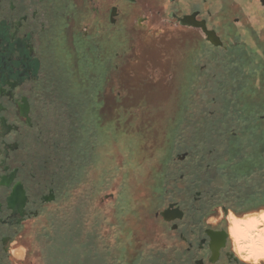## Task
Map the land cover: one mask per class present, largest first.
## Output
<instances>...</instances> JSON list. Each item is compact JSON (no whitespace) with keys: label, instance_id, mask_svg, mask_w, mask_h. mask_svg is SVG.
I'll use <instances>...</instances> for the list:
<instances>
[{"label":"flooded vegetation","instance_id":"obj_1","mask_svg":"<svg viewBox=\"0 0 264 264\" xmlns=\"http://www.w3.org/2000/svg\"><path fill=\"white\" fill-rule=\"evenodd\" d=\"M189 1L191 12L177 9L169 18L177 27V46L166 57L171 71L152 81L155 88L163 82L167 95L139 98L137 110L153 118L131 131L145 143L157 134L164 141L158 147L172 144L173 150L180 140L185 158L172 153L169 163L185 162L184 173L167 168L158 190L146 196L134 187V217L122 222L125 237L115 230L103 259L93 252L85 259L75 239L76 261L63 262V255L50 250L78 227L79 217L74 225L68 222L66 205L79 182L63 177L61 143L68 134L60 125L73 124L77 115L92 118L93 107L102 109L101 72L118 69L130 53L126 33L135 11L164 6L166 0H0V264H241L231 252L226 216L230 209L243 215L264 208V0L262 8L248 12L253 15L230 0L213 6L203 0L201 7ZM187 17L190 24L183 22ZM107 32L117 33L122 46L102 48ZM63 51L72 58L75 90L55 58ZM89 57L104 69L83 72ZM228 81L241 96L226 122L211 87ZM232 98L228 94L227 101ZM208 107L215 109L207 114ZM173 129L181 134L175 142L167 140ZM195 132L202 134L196 140ZM217 208L225 219L207 223L209 216H219ZM167 209L174 211L172 221L162 215ZM147 212L149 218L139 216Z\"/></svg>","mask_w":264,"mask_h":264},{"label":"rangeland","instance_id":"obj_2","mask_svg":"<svg viewBox=\"0 0 264 264\" xmlns=\"http://www.w3.org/2000/svg\"><path fill=\"white\" fill-rule=\"evenodd\" d=\"M178 1V5H171L172 0H166V5L164 6L146 9L140 8L135 11V17L128 24V33H126L128 43L125 47L128 48V51L130 50V53L125 55L124 58H121L122 60H119V68L116 70L111 68V70L108 71L106 80L104 82L102 81L104 101L102 109L99 111V106L93 107L92 118L91 116L80 117L77 115L75 116L73 124L66 125L62 123L60 125L62 131L68 134V139H63L61 143L62 146H66V150L62 152L61 156L64 168L63 177L66 182L72 180L79 182L74 190V194L72 193L74 196L71 197L72 199L66 205L68 222H73L72 224L74 225L79 217L78 227L76 228L74 226L72 230L69 229L68 233L62 237V243L59 245L57 244L56 248L50 250L53 255H63V262H67V259L70 257V259H74L73 262L76 261L77 246L74 242L75 239H78V241L80 239L82 242L83 251L80 250V252L84 253L85 259L92 252L94 256L99 255L101 259H103V254H107L108 250L112 248L111 244L113 243L115 230L118 231V228L119 230L121 229L120 235L125 237L126 230L122 222L130 221V219L134 217L130 211L132 208L128 210V207H125L123 204L121 205V200L125 196L127 188H129L127 181L137 187L136 193H138V196H146L158 190V180L161 181L163 176L168 174L167 168L170 169V173L172 174L180 176V174L184 173L185 162H178V160H176L169 163V156L173 151L172 144H169L171 146L162 145L160 146L161 148H157L158 145L163 144L164 141L158 139L159 136L154 134L148 136V140L145 143V148L147 149L145 150L149 156L152 157L156 153L155 151L158 152V150L163 148L161 157L162 163L158 162L157 158L153 156L154 160H148V162L145 163V172H142L140 171L141 166L139 163L135 162L132 157L129 156L131 160L127 161L124 159V155L118 154L116 158L112 155L115 159V163L118 162L121 168L113 175L114 178H108L107 171L109 167L114 165V160L109 162L108 167L106 147L109 146V142L113 140V138L110 137L111 135L105 137L104 125L105 122L110 121H113L114 125H118L120 133L116 132L117 129L115 128L116 133H113V136H122L123 139L126 141L128 140V148L131 149L135 144L133 141L135 134L131 131L142 128L144 124L148 123V121L153 118V115L150 113L146 111L142 113L137 110L138 99L143 98V96H154L157 99L160 96L163 97L167 95V89L161 86L163 82L160 81L159 88H155L152 87L154 84L152 81L153 79L166 78L170 73L169 71H171V68L167 65L166 57H168V53L173 51L177 46V27L169 21V18L175 14V10L177 9L179 12H191L193 9L192 3L189 0ZM202 1L203 0H194V3H198L201 7V4H203ZM218 1L219 0H210L209 3L213 6V3H218ZM230 1L236 4V9L246 11L247 15H253V13L248 12L263 7L259 0ZM209 8L205 5L203 8L204 12L209 11ZM218 8L219 7L214 6L212 10L216 12ZM251 19L255 21L253 16ZM108 32L101 42L102 48L104 45L107 47L109 44L112 48L122 46L119 35L116 33L108 37ZM101 39L102 38L99 37L100 41ZM55 58L62 64L61 69L64 75L68 76L71 85L74 86V90L77 89L79 86L76 83V75H74L72 71V58H70L69 54L65 51L62 53L57 52ZM94 68L97 72L102 71L104 65L101 63H96V65H94L90 57L87 58L85 67L82 68L83 72H90ZM245 84L246 83L242 85L239 84L243 90ZM235 85L236 83L228 81L225 82L220 89L214 86L211 87L213 92L217 93L220 105L219 108L223 115H225L224 121L226 122L236 108H238L236 102L241 96V92L235 90ZM91 86H93V81ZM55 89L57 92L59 87L56 86ZM74 92L77 93L76 91ZM230 93L233 96L232 103L227 101L228 94ZM82 102L84 101L82 100ZM203 102L205 103V101ZM153 105L157 106L158 104L155 102ZM76 109L78 112L83 110L79 107ZM197 109L200 112V108L197 107ZM214 109V107H208L205 108V112L209 114V112H212ZM138 117L140 120H137ZM201 118L202 117L199 118L200 122L211 121L206 117ZM180 120L181 118L178 117L177 122L179 123ZM173 130V133L167 135V140L171 142H175L178 135L175 133L176 129ZM129 132H131V135ZM196 133L198 132H195L194 135ZM213 136L214 132L207 133V139L210 138L209 144H212L209 148L215 143ZM194 137V140L198 139L197 135ZM128 151L129 154L130 150ZM184 151L185 147L181 141L178 140V145L173 153L174 156H180ZM121 158L124 159V167L121 165L123 162ZM98 172H100V178L96 177ZM160 172L162 173L155 174L154 176V173ZM152 177L155 179L154 183ZM112 194H114L115 197L111 202L109 196ZM118 194H120V205L118 204L119 206L114 208ZM80 212L81 216H79ZM139 216H147L149 218V212ZM138 217H136V219ZM116 219L118 224L117 228ZM122 242L124 241L122 240ZM72 255L74 258H72ZM108 260L109 257L106 256L105 262ZM55 263L58 262H54V264Z\"/></svg>","mask_w":264,"mask_h":264},{"label":"clouds","instance_id":"obj_3","mask_svg":"<svg viewBox=\"0 0 264 264\" xmlns=\"http://www.w3.org/2000/svg\"><path fill=\"white\" fill-rule=\"evenodd\" d=\"M216 210L219 216H209L207 223L217 224L225 219L223 208ZM226 220L234 256L241 264H261L264 261V208L243 215L230 209Z\"/></svg>","mask_w":264,"mask_h":264},{"label":"trees","instance_id":"obj_4","mask_svg":"<svg viewBox=\"0 0 264 264\" xmlns=\"http://www.w3.org/2000/svg\"><path fill=\"white\" fill-rule=\"evenodd\" d=\"M110 70H111L110 67H108V68L106 67V70L101 72L103 82L105 81V78L108 75V71H110ZM102 88H103V85H102ZM174 112H175V109H174ZM104 125H105V137H108L111 135L110 137L113 138V140H111L109 142V146L106 147V160H107L108 167H109V162L114 160V165L109 167V170L107 171V177L108 178H110V177L114 178L113 175L115 173H117L121 168V166L118 165V162L115 163V159L112 157V155L115 156V158L118 156V154L124 155V159L127 161L131 160V159H129V156L132 157L135 160V162L139 163V165L141 166L140 171H142V172H145V166H146L145 163L148 162V160L149 161L154 160L153 156H155V158H157L158 162L162 161L161 157L163 154V151H162L163 148L158 150V152L155 151L156 153L151 157V156H149V154L147 153L145 148L144 149L142 148V145H144V143H145V141H143L144 138L140 137L139 135H134L135 138L133 139V141L135 142V144L133 145V148L129 149L128 148L129 144L127 142L128 140L126 141L125 139H123L122 136H118V137L116 135H114L115 137L113 136V133H116V132L120 133V129H119L118 125L117 126L114 125L113 121L105 122ZM107 126H109V127H107ZM115 128L117 129L116 132H115ZM130 135H131V133H130ZM180 135L181 134H178V136H180ZM196 135L201 136L202 134L196 133L193 136H196ZM204 135L205 134H203V137H204ZM157 148H161V147L159 146ZM128 150H130L129 154H128V152H129ZM172 153H174V150L172 151ZM172 153L169 156V161L172 159V155H173ZM124 159H122L123 162L121 164L123 167H124ZM161 173L162 172L154 173V176H155V174H161ZM99 176H100V172H98V175H96V177L100 178ZM152 180H153V178H152ZM127 183H128L127 185L129 188H127L126 194L122 198V200H123L122 202H123V205L125 207H128V210H130L131 208L132 209L135 208L136 207L135 205L137 203L134 202L135 201V189H134L135 185L129 183V181H127ZM132 204H134V206ZM121 205H122V203H121ZM130 211H132V210H130Z\"/></svg>","mask_w":264,"mask_h":264},{"label":"water","instance_id":"obj_5","mask_svg":"<svg viewBox=\"0 0 264 264\" xmlns=\"http://www.w3.org/2000/svg\"><path fill=\"white\" fill-rule=\"evenodd\" d=\"M113 16V15H112ZM193 17V16H192ZM191 18L190 17H187L185 20H183V22L184 23H187V24H190L191 23V20H190ZM206 33L207 34H210L211 32H207L206 31ZM185 157H184V154H182V155H180L179 156V159L180 160H183ZM174 213V211H172V209H167V210H165L164 211V213H162V215H163V217L166 219V220H168V221H170V220H173L174 219V217H172V214Z\"/></svg>","mask_w":264,"mask_h":264},{"label":"bare ground","instance_id":"obj_6","mask_svg":"<svg viewBox=\"0 0 264 264\" xmlns=\"http://www.w3.org/2000/svg\"><path fill=\"white\" fill-rule=\"evenodd\" d=\"M172 221V220H171ZM263 262V261H262Z\"/></svg>","mask_w":264,"mask_h":264}]
</instances>
